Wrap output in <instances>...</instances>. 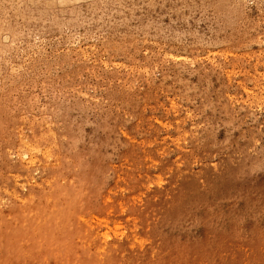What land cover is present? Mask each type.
Masks as SVG:
<instances>
[{
  "label": "rangeland",
  "instance_id": "1",
  "mask_svg": "<svg viewBox=\"0 0 264 264\" xmlns=\"http://www.w3.org/2000/svg\"><path fill=\"white\" fill-rule=\"evenodd\" d=\"M0 264H264V0H0Z\"/></svg>",
  "mask_w": 264,
  "mask_h": 264
}]
</instances>
